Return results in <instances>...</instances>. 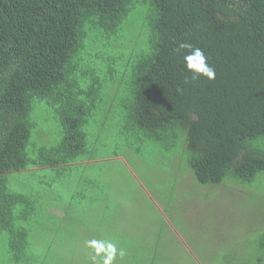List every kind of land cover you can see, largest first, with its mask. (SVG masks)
I'll use <instances>...</instances> for the list:
<instances>
[{"label": "trees", "instance_id": "obj_1", "mask_svg": "<svg viewBox=\"0 0 264 264\" xmlns=\"http://www.w3.org/2000/svg\"><path fill=\"white\" fill-rule=\"evenodd\" d=\"M179 41L204 50L215 79L186 82ZM36 103L57 122L61 138L32 155ZM109 120L117 133L110 157L153 154L169 170L175 162L217 192V203L209 204L201 193L195 203L211 220L194 224L234 228L235 219L222 226L212 213L264 174V0H0V235L7 242L0 264L65 262L50 249L37 252L33 225L45 221V189L106 152L95 134L109 130ZM26 171L51 174L38 199L34 188H10L11 174ZM243 197L241 208L256 204ZM72 205L65 213L77 223L62 239L83 237L96 220L102 230L113 223L114 215L76 213L97 204ZM114 232L98 238L125 250L114 264L162 262L153 249L138 250L139 242L131 252ZM91 251L79 255L84 264Z\"/></svg>", "mask_w": 264, "mask_h": 264}, {"label": "rangeland", "instance_id": "obj_2", "mask_svg": "<svg viewBox=\"0 0 264 264\" xmlns=\"http://www.w3.org/2000/svg\"><path fill=\"white\" fill-rule=\"evenodd\" d=\"M102 66L107 70L105 64ZM32 121L35 126L29 152L33 155L40 147L56 144L61 138V130L45 107L37 103L33 108ZM99 122L100 126L106 124V117L102 116ZM112 123L109 120V130L103 135L100 131L95 134L96 139L101 136L106 152L97 153L96 159L66 172L61 179L63 183H56L51 191L45 189L43 203L38 200V204L47 205L45 221L33 225L37 252L50 249L63 254L65 262L62 264H84L83 255H79L91 250L86 241L98 239L99 235H111L113 229L114 233L127 240L131 252L132 248L136 249L133 242H139L138 250L146 249L151 253L153 249L163 255L162 262L157 264H264V174L253 184L244 186L250 196L244 195L241 189L234 190L226 196L222 211L212 213L222 226L226 225L227 219H235L234 228L219 229L213 223L194 224L211 220L204 207L201 208L202 204L195 202L203 192L207 204L217 203L216 190L200 186L191 174L179 171L175 162H172L171 170L160 169L162 158L157 157L160 158L157 161L153 154L146 159L134 157L135 160L125 155L110 157L108 153L117 144V133ZM45 174L34 171L13 173L10 188L24 193L34 188L30 190L38 199L37 191H42L47 186L44 182L52 179L51 174ZM240 194L256 204H246L241 208L239 203L244 201V197ZM72 204H97L95 211L85 212L83 208L76 213L81 218L85 215L92 219L99 215L108 219L114 215L111 217L113 223L102 230L101 222L96 220L94 225L88 223L89 231L82 232L83 237L72 239L68 233V238L62 239L60 235L68 231L69 225L77 223L65 213L67 209L74 210ZM58 228L62 230L59 234ZM5 236L0 235V252L3 253L7 248ZM73 252L77 255L72 256Z\"/></svg>", "mask_w": 264, "mask_h": 264}, {"label": "clouds", "instance_id": "obj_3", "mask_svg": "<svg viewBox=\"0 0 264 264\" xmlns=\"http://www.w3.org/2000/svg\"><path fill=\"white\" fill-rule=\"evenodd\" d=\"M175 51L183 55L185 71L188 73L186 82L200 78L215 79V68L208 63V58L202 48L196 47L188 41H179ZM86 246L91 249L90 264H114L117 257L123 258L126 252L118 248L111 240L90 239Z\"/></svg>", "mask_w": 264, "mask_h": 264}]
</instances>
